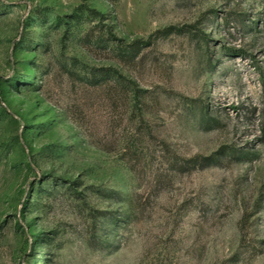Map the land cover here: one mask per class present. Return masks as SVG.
I'll use <instances>...</instances> for the list:
<instances>
[{
	"label": "rangeland",
	"instance_id": "obj_1",
	"mask_svg": "<svg viewBox=\"0 0 264 264\" xmlns=\"http://www.w3.org/2000/svg\"><path fill=\"white\" fill-rule=\"evenodd\" d=\"M0 264H264V0H0Z\"/></svg>",
	"mask_w": 264,
	"mask_h": 264
},
{
	"label": "trees",
	"instance_id": "obj_2",
	"mask_svg": "<svg viewBox=\"0 0 264 264\" xmlns=\"http://www.w3.org/2000/svg\"><path fill=\"white\" fill-rule=\"evenodd\" d=\"M114 73H116L117 75H118V77L119 78H121L122 76H121V74L116 70V71H114Z\"/></svg>",
	"mask_w": 264,
	"mask_h": 264
}]
</instances>
